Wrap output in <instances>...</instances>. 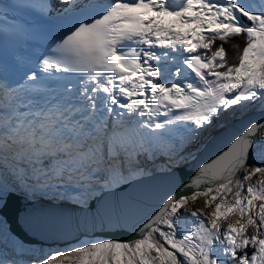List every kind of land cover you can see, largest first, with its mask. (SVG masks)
Here are the masks:
<instances>
[{
    "label": "snow or ice",
    "instance_id": "6c2138e0",
    "mask_svg": "<svg viewBox=\"0 0 264 264\" xmlns=\"http://www.w3.org/2000/svg\"><path fill=\"white\" fill-rule=\"evenodd\" d=\"M60 2L67 5L56 16L64 31L49 54L23 82L0 77V206L9 163L25 192L34 189L26 178L42 187L57 181L85 202L92 192L143 174L138 157L152 158L168 135L158 130L187 122L195 132L221 110L264 98V0ZM23 6L43 16L53 10L48 0ZM240 35L245 45L238 63L229 64L224 44ZM182 69L193 82L175 79ZM162 110L167 118L159 122ZM261 131L264 123H251L185 186L190 196L164 200L138 228L139 238L72 245L32 264H264V155L262 166L233 183ZM210 167L215 171L205 183ZM201 195H210L208 205L219 198L211 216L203 209L181 213ZM232 213L240 219L222 230L221 218Z\"/></svg>",
    "mask_w": 264,
    "mask_h": 264
},
{
    "label": "water",
    "instance_id": "95a60500",
    "mask_svg": "<svg viewBox=\"0 0 264 264\" xmlns=\"http://www.w3.org/2000/svg\"><path fill=\"white\" fill-rule=\"evenodd\" d=\"M251 123H264V108L249 109L227 120L183 163L127 179L93 195L86 204L41 196L30 198L23 193L6 191L0 219L8 233L23 246L68 247L82 239L132 241L139 238L138 228L159 210L168 196L180 193L190 196L191 190L185 186ZM254 145L249 150V162L233 179L252 162ZM214 171L215 167H210L201 179L207 183Z\"/></svg>",
    "mask_w": 264,
    "mask_h": 264
},
{
    "label": "bare ground",
    "instance_id": "6f19581e",
    "mask_svg": "<svg viewBox=\"0 0 264 264\" xmlns=\"http://www.w3.org/2000/svg\"><path fill=\"white\" fill-rule=\"evenodd\" d=\"M145 47H147V46H145ZM242 103H248L249 105L248 104H242ZM253 108L255 109V108H262V107H260L259 104H253V102H241L240 105L233 106L232 108H229L227 110H221L218 116H214L213 117V119H215V120L212 119V123L211 124L206 125L203 128H199L198 129L199 131L194 133L195 136H196V140L191 141L192 143L191 142L186 143V141L183 140L182 144H180L177 147V149L179 148L178 151H177V153H179V155H177L176 153H174L172 155H168V156L159 155L158 156V158H159L158 161H155V162L153 161V162L149 163V160H147V157L144 154H142L140 156L142 158V160L140 162V167H142L144 169V173L143 174H146L148 172H151V171H154V170H158V169H164V167H165L164 165H166V164L167 165H176V164L183 163L184 161L180 162L179 158H182L183 160L184 159L188 160V158L195 153L194 151H196V149L200 147V145L204 142V140L209 136L210 133H212L213 131H215L219 127L223 126V124H225L226 121L231 119L232 117L238 116V115L248 111L249 109H253ZM109 119L112 120L110 117H109ZM263 138H264V132L256 140L257 141H262ZM257 144L258 143H256L254 145L255 146L254 152L256 150ZM161 146L162 147L167 146L166 148H168L170 150H173L172 148H170V146L168 144L161 145ZM138 159H139V157H138ZM253 160H255L254 157H253ZM253 160L245 169H248V170L251 169V167L254 164ZM11 167H12V164L10 163L9 164V170H5L4 177H3L4 184L7 187V191L12 190V191L17 192V193H23V194H25L26 196H28L30 198H35L37 196H41V197H44V198H47V199L56 198L58 200H67L69 202L76 203V204H81V205L82 204H86V201L85 202H77L75 200V197L71 196V197L68 198V196L61 195L59 193V191L55 192V189L56 188L58 189L60 185L59 186H55V187H42L35 180H33L34 182L31 183V184H34L33 185L34 186L33 191L25 192L22 189V187L19 186L18 183L14 182L15 177L10 172ZM245 169H244L243 172H241V174H239L236 178L233 179V183L234 182L236 183V181L241 178V175L245 172ZM30 176L31 175H29V177ZM26 179H28V178H26ZM29 180H31V179H29ZM35 183H37V184H35ZM50 183L54 184V185H57V181H51ZM113 186H115V185H113ZM93 193H91V195ZM204 201H205L204 195H201V201L199 200V201L195 202V200L194 201L190 200L189 203L184 205L183 209H181V212L182 211L183 212H191V211H195L196 209H200L201 208L200 205H202V203ZM197 202H201V203L197 204ZM191 205H192V207H190ZM0 235L3 237V239H6V242H7L4 245V248H7V250H8V248L9 249L10 248L13 249L14 250V255H16V254L20 255L21 252H26V253H28V256H30V258H31V260H30L29 258L27 259V257H26V260L28 261V262H26L25 258L21 259V258H19L17 256H14L12 258L13 259V264H15L16 260H18L17 261L18 264H23L22 260H24L26 262V263L24 262L25 264H32V261L35 260L37 257H41V256L46 257V255L48 253H50V252H52L54 250H57V249L64 250L65 248H67V247H47V248H42L40 246H25V245L23 246V245L19 244V242L17 240H15L8 233L4 222H3V227L0 230ZM154 236H155V238L157 240H160V238L157 237L158 236L157 234L154 235ZM85 242H93V241H90L88 239H82L80 242H78V243H76L74 245H77V244L83 245ZM165 246H167V244H165Z\"/></svg>",
    "mask_w": 264,
    "mask_h": 264
},
{
    "label": "rangeland",
    "instance_id": "374dc122",
    "mask_svg": "<svg viewBox=\"0 0 264 264\" xmlns=\"http://www.w3.org/2000/svg\"><path fill=\"white\" fill-rule=\"evenodd\" d=\"M173 27H176V25H173ZM194 42V41H193ZM180 63V59L177 58V61H176V66H178ZM172 70L174 71L175 70V67L173 66L172 67ZM187 76L188 77V80L187 82H193L192 81V78H191V75L190 73L186 70V69H182V72H181V76L180 77H176L175 79H178V80H183L184 77ZM242 104H248V103H242ZM253 104H259L260 107L264 108V98L260 99V100H257L255 102H253ZM249 105V104H248ZM118 111H123V110H119ZM111 119H113L114 117H110ZM167 117H164L163 116V110L161 111V113L159 114V122H163L164 119H166ZM127 119V118H126ZM215 120V119H213ZM195 126L194 125H190L188 124L187 122H176L174 123L173 125H170L169 128L167 130H158V131H167L168 132V135L165 136V138L162 140V141H159L157 142V150L155 151V155L152 156V158H147V160H149V163L151 162H155V161H158V156L159 155H164V156H168V155H172L174 153L177 154V147L182 144L183 140L186 141V143L188 142H191V141H194L196 140V136H195V132H198L199 130L196 129L195 132L192 131V129H194ZM264 139V138H263ZM262 139V141H259V143L257 144V147H256V150L254 152V159L253 160L254 164L252 167H258V166H262L260 161H261V156L264 155V140ZM192 143V142H191ZM168 144L170 146V148H172L173 150H170L168 148H166L167 146L165 147H162L161 145H166ZM195 152V151H194ZM142 155V154H141ZM191 158V156L189 157ZM188 158V159H189ZM180 159V162L182 161H185L186 159H182V158H179ZM139 160L141 162L142 158L139 157ZM10 164V163H9ZM165 167L169 166V165H164ZM164 167V168H165ZM251 167V168H252ZM249 168V167H248ZM251 169H245V172L241 175V178L243 177V175L250 171ZM11 172V171H10ZM29 175H31V173H29ZM241 178L239 180H241ZM261 178V174H257L256 176H253L250 180L244 182L245 184V188L247 187L248 184H252V183H255L258 179ZM30 178L27 179V181L29 182V184L33 183V179L29 180ZM11 182V181H10ZM15 183H18L20 187H22V185L20 184V182H18L16 179L14 180ZM37 184V183H35ZM31 185H34V184H31ZM60 185V186H59ZM234 185H235V182H234ZM56 186H59V188L55 189V192H58L61 194V195H65V196H68L69 197H76L77 193L72 191L71 190V186L70 185H66V184H61V183H58L57 182V185ZM239 190L238 188L234 187L233 188V191H237ZM100 191L102 190H98V191H95L92 195H95L97 193H99ZM243 194V193H242ZM92 195L90 194L88 197H87V200L92 197ZM203 197V196H202ZM205 197V201L202 203L201 208L200 209H203L204 213L208 216H211L212 213L214 212L215 210V203L219 202V198L217 201L213 202L212 205H208L206 203V201H208L211 197L210 195L209 196H204ZM86 200V202H87ZM201 201V196H199L196 200V201ZM228 202H232V197L231 195L228 196ZM194 203V202H193ZM192 203V204H193ZM198 203H201V202H197ZM192 207V205L190 206ZM181 213H184L183 211ZM240 219V216L237 214V213H232V214H229L227 216V218H221V228L222 230L225 229L227 227V225L229 223H235L237 220ZM1 220V219H0ZM185 220H186V227L190 226L191 223H192V220L193 218L192 217H185ZM3 227V225H2ZM2 227H0V230L2 229ZM161 227H164V226H161ZM164 230H167V228H165ZM6 231V230H5ZM156 235V234H154ZM158 235V234H157ZM159 237V235L157 236ZM160 238V237H159ZM161 243H164V241L160 238L159 240ZM6 239H3V237L0 235V261H4L6 262V264H13V257L14 256H17L21 259L25 258L26 260V257L27 259L30 258V256H28V253L26 252H21L20 255L19 254H16L14 255V250L13 249H9L7 250V248H4V245L6 244ZM165 247H168L165 246ZM248 250H250L251 252L254 251V248L252 246H249L247 248ZM41 257H44V256H41ZM18 259V258H17ZM18 260H16L15 264L17 263ZM23 264H25L26 262H28L26 260V262L24 260H22ZM25 262V263H24ZM18 264V263H17Z\"/></svg>",
    "mask_w": 264,
    "mask_h": 264
},
{
    "label": "trees",
    "instance_id": "16d2710c",
    "mask_svg": "<svg viewBox=\"0 0 264 264\" xmlns=\"http://www.w3.org/2000/svg\"><path fill=\"white\" fill-rule=\"evenodd\" d=\"M246 37L244 35H240L238 37H233L227 41V43L224 44V47L226 49V60L229 64L238 63L239 55L242 52V49L245 45ZM222 42L218 39L216 43L213 46L212 50H215L217 47L220 46ZM233 45H239V47H233ZM223 70V69H222ZM251 229H249V234H251ZM249 253H251L250 250L246 249Z\"/></svg>",
    "mask_w": 264,
    "mask_h": 264
}]
</instances>
